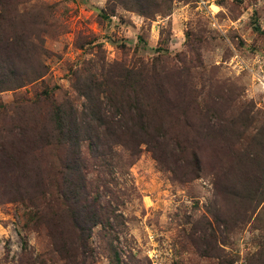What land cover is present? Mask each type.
I'll use <instances>...</instances> for the list:
<instances>
[{
	"label": "rangeland",
	"instance_id": "obj_1",
	"mask_svg": "<svg viewBox=\"0 0 264 264\" xmlns=\"http://www.w3.org/2000/svg\"><path fill=\"white\" fill-rule=\"evenodd\" d=\"M156 59L172 150L143 145L136 157L117 145L91 159L89 186L110 218L93 230L91 264H263L264 0H0V107L23 105L16 124L56 125L82 107L73 72L87 62ZM218 94L223 116H244L246 130L209 132L202 148V115ZM64 157L56 143L43 152L51 176ZM21 188L0 170V264H35L49 250Z\"/></svg>",
	"mask_w": 264,
	"mask_h": 264
},
{
	"label": "trees",
	"instance_id": "obj_2",
	"mask_svg": "<svg viewBox=\"0 0 264 264\" xmlns=\"http://www.w3.org/2000/svg\"><path fill=\"white\" fill-rule=\"evenodd\" d=\"M159 63L156 59L130 68L106 61L87 62L73 72L74 87L85 103L80 108L72 106L67 116L58 117L56 125L25 122L23 116L16 124L18 107L23 105L0 107V170L6 172L12 186L22 187V203L28 202L31 208L27 212L28 226L44 230L50 244L46 255L35 260V264H52L49 262L58 259L63 264H91L93 230L110 222L89 186L91 159L98 161L111 155L117 145L125 146L136 157L143 145L160 153L172 150L167 144L172 138L166 125L169 95L158 78ZM7 82V77L0 74V86L5 88ZM27 102L37 106L42 98ZM224 103L223 95L218 94L210 98V106L203 112L202 148L211 140L209 132L218 135L233 127L246 130L244 116L230 120L223 116ZM261 135L260 146L264 148V126ZM228 137L224 134V139ZM225 141L217 144L221 150ZM54 142L64 148L65 157L60 160L58 172L51 176L44 168L42 156ZM86 142L89 156L84 150ZM196 160L199 164V158ZM186 176L196 177L197 173L191 170ZM33 191L37 195L32 196ZM261 244L264 264V239Z\"/></svg>",
	"mask_w": 264,
	"mask_h": 264
}]
</instances>
